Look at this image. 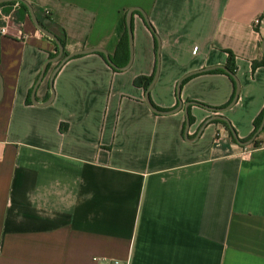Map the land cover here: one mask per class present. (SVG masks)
I'll use <instances>...</instances> for the list:
<instances>
[{"label": "crops", "instance_id": "crops-1", "mask_svg": "<svg viewBox=\"0 0 264 264\" xmlns=\"http://www.w3.org/2000/svg\"><path fill=\"white\" fill-rule=\"evenodd\" d=\"M26 1L64 54L101 47L113 57L126 11L146 20L133 12L128 68L74 56L54 76L52 102L36 105L26 99L55 44L19 3L0 6L10 19L0 35V264H264V128L256 145L235 143L219 121L196 137L215 113L193 104L186 140L184 109L153 112L133 83L157 70L149 97L162 110L178 100L224 107L234 93L225 73L192 74L176 88L231 53L240 89L219 113L246 139L264 110V66L253 68L264 56V0Z\"/></svg>", "mask_w": 264, "mask_h": 264}, {"label": "water", "instance_id": "water-1", "mask_svg": "<svg viewBox=\"0 0 264 264\" xmlns=\"http://www.w3.org/2000/svg\"><path fill=\"white\" fill-rule=\"evenodd\" d=\"M14 1H19V2H22L28 9V13H29V16H30V19L32 21V23L34 24V26L42 33L44 34L45 36H47L48 38L52 39L56 46H57V54L53 57H49L43 64L42 68H41V71L31 89V92H30V100L33 104H36V105H47L49 104L50 102H52L53 100V97H54V90L52 88V82H53V79H54V76L55 74L57 73V71L60 69V67L70 58L74 57V56H77V55H83V54H89V53H97V52H100L104 55L105 57V60L107 61V63L114 69L116 70H119V71H122V70H125L126 68H128V66L130 65L131 61H132V55H133V32H132V15H133V12L135 10H138L140 11L145 20H146V16L145 14L137 7H131L129 8L127 11H126V15H125V24H126V30H127V42H128V49H129V59H128V62L123 65V66H119L117 65L110 57V55L108 54V52L104 49V48H101V47H91V48H85V49H80V50H76V51H73V52H70V53H65L64 54V45L62 44V42L60 41V39L53 33L51 32L50 30H48L46 27H44L38 20V18L36 17L35 13H34V10L32 8V6L26 1V0H0V4L1 3H5V2H14ZM157 39V44H159V41H158V38ZM261 50L264 54V38L262 39L261 41ZM157 55H158V50H157ZM56 60H59L57 66L54 68V70L52 71L51 75H50V79H49V85H50V89H51V93L48 97L47 100L43 101V102H39L36 98V91H37V88L40 84V82L42 81L43 77H44V74L46 72V68H47V65L50 63V62H53V61H56ZM215 69H222L224 70L227 74L231 75L233 78H234V81H235V92H234V96L232 98V100L224 107H211V106H208V105H205V104H202V103H198V102H194V101H187L185 103H182V101L178 100V105L172 109H169V110H162V109H159L157 107H155L151 100H150V97H149V90L157 76V70L156 72L154 73L153 75V78L151 80V82L149 83V85L147 86V88L145 89V96H144V101L146 103V105L155 113L157 114H162V115H167V114H171V113H174L178 110H180L181 108L184 109V113H185V128H184V137L186 140H190L188 138V135H187V132H188V128L190 126V118H189V111H188V107L190 105H193V104H198V105H201L203 107H206L208 110L214 112L215 114L211 115L210 117L206 118L202 124L200 125L198 131H197V134H196V137H199L202 130L204 129V127L214 121V120H221V121H225L227 122L228 124L229 121L228 119L220 114L219 112H222L224 110H226L227 108L231 107L237 100L238 98V93H239V89H240V84L238 82V80L236 79V76L230 71V69L226 66V65H214V66H208V67H204L200 70H196V71H193V72H190L188 74H186L184 77H182L178 83H177V88H176V91H177V95L179 96V93H180V87H181V83L182 81L192 75V74H196V73H200V72H206V71H211V70H215ZM2 94H3V82H2V77L0 75V99L2 97ZM230 132L235 140V142L239 145H242V146H245V145H248V144H251L254 140V138L262 131V129L264 128V111H263V115H262V118H261V122L259 124V126L257 127L256 131L253 133V135L251 137H249L248 139H240L234 128L230 127Z\"/></svg>", "mask_w": 264, "mask_h": 264}, {"label": "trees", "instance_id": "trees-1", "mask_svg": "<svg viewBox=\"0 0 264 264\" xmlns=\"http://www.w3.org/2000/svg\"><path fill=\"white\" fill-rule=\"evenodd\" d=\"M6 3H19V5L28 13V9H27V7L22 3V2H19V1H14V2H5V3H1L0 4V6L1 5H4V4H6ZM29 14V13H28ZM149 27H150V25H149ZM151 28V27H150ZM151 30L153 31V29L151 28ZM153 33H154V31H153ZM155 34V33H154ZM60 39V38H59ZM60 41L62 42V44H63V40L62 39H60ZM54 42V41H53ZM54 44H55V42H54ZM156 44H157V39H156ZM124 52L125 54H127V57H126V60H125V63L124 64H119L116 60H115V56L119 53V52ZM100 56H102V57H104V55L102 54V53H100V52H97ZM57 54V46H56V44H55V53H52V54H49V57H53V56H55ZM78 56V55H77ZM104 59H105V57H104ZM111 59L117 64V65H119V66H123V65H125L126 63H127V61H128V42H127V30L125 29V31H124V34H123V36H122V38L120 39V41H119V43H118V47H117V50H116V53H115V55L113 56V57H111ZM107 62V61H106ZM257 65H263L264 66V56H263V58H262V60L261 61H255V62H253V68H255ZM226 66L230 69V71L235 75V73H236V65H235V63H234V60H233V55L230 53L229 54V58H228V61H227V63H226ZM114 69V68H113ZM114 70H116V69H114ZM211 71H213V72H222V73H225V74H227L224 70H222V69H215V70H211ZM229 77H230V79L232 80V83H233V85H234V92H235V81H234V78L231 76V75H229V74H227ZM152 78H153V75L152 76H149V77H146V76H138V77H136L135 79H134V81H133V83H134V85H136V86H143L145 89L147 88V86L149 85V83L151 82V80H152ZM186 80V78L183 80V81H185ZM31 92V91H30ZM30 92H29V94H28V97H27V99H26V101L28 102V103H30ZM233 96H234V93H233ZM233 96H232V98H233ZM232 100V99H231ZM230 100V101H231ZM264 111V110H263ZM262 115H263V112L260 114V116L255 120V125H254V131L250 134V136H248L246 139H248L249 137H251L252 135H253V133L256 131V129H257V127L259 126V124H260V122H261V118H262ZM189 118H190V122L192 121V117H191V115H189ZM214 121H219V122H221V123H223L224 124V126L226 127V129L229 131V133H230V135H231V137H232V140L235 142V140H234V138H233V136H232V134H231V132H230V128H229V126L230 127H232L230 124H228L227 122H225V121H221V120H214ZM233 128V127H232ZM236 143V142H235ZM253 144L254 145H256L257 144V142L256 141H253Z\"/></svg>", "mask_w": 264, "mask_h": 264}, {"label": "built area", "instance_id": "built-area-1", "mask_svg": "<svg viewBox=\"0 0 264 264\" xmlns=\"http://www.w3.org/2000/svg\"><path fill=\"white\" fill-rule=\"evenodd\" d=\"M9 15L0 11V35H5L8 33ZM260 20L256 18L254 24L257 26ZM92 264H129L128 261H123L114 258H103L99 256L92 257Z\"/></svg>", "mask_w": 264, "mask_h": 264}]
</instances>
